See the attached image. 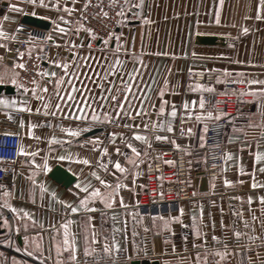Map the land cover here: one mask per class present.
Here are the masks:
<instances>
[{
    "label": "crops",
    "instance_id": "0c3cea01",
    "mask_svg": "<svg viewBox=\"0 0 264 264\" xmlns=\"http://www.w3.org/2000/svg\"><path fill=\"white\" fill-rule=\"evenodd\" d=\"M4 2L7 6L17 4L22 11L8 8L6 13L10 19H2L6 13L0 17V28L8 34L7 39H0V74L11 76L16 73L12 69L16 57L11 52L17 40H30L26 31L35 28L23 22L24 16L48 22L43 31L51 40H46L42 46L45 56L37 83L27 87L29 91L25 92V87L17 88L6 82L3 85L13 86L15 91L0 92V97L17 101L15 106L0 104V107L22 111L19 121L20 124L24 122L19 146L23 149L20 153L22 163L15 171L14 184L5 187L0 194V205L11 218V222L5 217L0 219V225H3L0 227V264H14V260L20 264H57L58 260L60 264H129L133 259H156L159 264H192L196 263L197 252L200 253V262L223 263L231 258L232 264H238L244 257L247 264L249 261L264 264V204L258 199L264 196V172L260 171L259 161L254 163L255 152L264 151V136H261L264 131V96L247 94L249 88L264 87L260 83L247 84L248 80L264 81L262 0H125L120 23L106 39L107 44L102 40L91 43V48L87 32L83 29L77 32L79 24L73 16L81 0H43L45 5L57 3L56 8L41 6L40 0L34 4L28 0ZM136 4L140 7H135ZM258 4H262L259 18ZM66 5L73 11H63ZM60 16L69 21L67 25L60 21L66 34L54 30L52 21ZM17 25H20L19 31ZM13 32L16 33L15 39L11 38ZM199 36H215L216 41L201 43ZM73 43L80 47L73 48ZM72 52L77 55L71 67L78 75L68 72L75 82L74 96L69 98L67 91L71 84L68 80L62 81V86L57 89L56 78L44 77L42 73L56 72L57 78L62 76L63 69L49 61L72 60ZM117 58L123 63L113 69L110 65L116 63ZM126 70L138 74L129 79ZM193 72L219 75L210 84L186 82L188 74ZM122 80L131 83L134 91L129 94L130 103L117 117L110 98L102 101L99 97L102 93L108 96L109 85H112L111 94L124 98ZM230 82L242 86L240 91L247 97L245 108L228 116L224 153H230L231 158L223 159L217 175L205 176L207 189L202 192L194 181L196 172L203 173L201 137L204 139L206 124L217 115L206 102L201 108L200 101L203 94L224 92V85ZM33 87L37 88L35 95L31 92ZM41 88L47 91H39ZM117 88L121 93H117ZM162 88L165 90L160 95ZM142 92L147 95H141ZM40 96L43 100L38 98ZM161 99L165 101L166 112L158 116ZM141 100L143 105L139 103ZM57 102L60 108L56 107ZM78 105L84 106L89 118H71L80 115ZM89 106L98 114L97 121L90 119ZM173 106L176 114L168 117L166 113ZM137 108L141 112L138 117L133 111ZM125 111L133 112V115L127 116ZM103 112L110 113V119H105ZM209 112L211 116L207 115ZM160 119L164 120L163 128L159 127ZM152 121H157L156 128L152 127ZM169 122L171 132L167 131ZM29 124L32 125L31 136L28 135ZM126 124L139 125V128L125 127ZM250 124L255 127H249ZM65 128L79 129L81 134L71 137L62 131ZM85 128L88 131H83ZM133 131L146 136V141H136L132 137ZM109 134H116L115 138H110ZM156 136H165L166 139L157 140ZM94 138H98V142H92ZM129 142L140 153V163L135 166L126 162V157L132 155L127 147ZM168 147L183 148L187 152L191 182L198 196L170 203L138 205L147 162L160 149ZM101 149L107 152L102 154ZM69 154L76 159H56L59 155ZM45 157L49 171L54 165H61L75 176V181L64 187L52 180L49 171L37 167L44 163ZM80 159H88L90 163L84 165L78 162ZM117 160L125 167L124 174L111 167ZM100 164L106 167H100ZM92 171L105 179L111 188L100 185L91 175ZM225 180L231 183L226 185ZM78 182L81 187L87 184L99 188L102 193L111 192L118 182L127 187H121L113 195L110 207L97 198L87 205L95 211L81 209L78 213H71L57 201L77 206L78 197L85 195L76 187ZM253 182L259 187L253 188ZM4 192H7L6 196ZM249 196L252 197L251 203L248 202ZM121 199L124 206H121ZM6 203L11 207H5ZM176 217L178 219H173ZM68 220L72 221L68 226L69 239L74 237L76 243L74 261L69 259L70 251L59 254L56 251V246H62L64 239V229L60 225ZM194 228L201 233L200 236L193 234ZM236 231L241 233L239 237L233 235ZM165 234L170 237L164 238ZM213 236L218 239L213 240ZM25 237L28 238V251L34 253L31 257L23 251ZM33 239L41 244L42 252L36 251ZM113 240L117 249L112 248ZM216 250L225 253L222 259L214 255Z\"/></svg>",
    "mask_w": 264,
    "mask_h": 264
},
{
    "label": "built area",
    "instance_id": "2783aa9c",
    "mask_svg": "<svg viewBox=\"0 0 264 264\" xmlns=\"http://www.w3.org/2000/svg\"><path fill=\"white\" fill-rule=\"evenodd\" d=\"M125 0H81L73 12L78 24L93 29L92 44L110 38L117 27L120 16L116 13L123 11ZM8 10L4 0H0V17ZM107 12L105 16L103 13ZM85 31V30H84ZM86 32V31H85ZM88 34V33H87ZM30 40L16 41L14 55L16 64L23 63L24 68L15 69L17 81L23 87H30L33 80H37L38 73L44 60L45 51L41 47L46 43L45 33L37 28L26 31ZM23 53V55H20ZM219 74L193 72L188 74L186 82L212 83ZM222 93L203 94L204 102L210 104L213 112L227 113L219 119L209 121L205 126L204 139L201 148L203 173L206 177L217 175L223 164L224 131L228 116L241 112L245 108L246 95H241L242 86L236 82L226 83ZM22 111L0 107V194L5 187L14 184V174L21 165L22 159L18 153L20 146L21 124L19 121ZM171 161V163H166ZM192 174L189 170L188 154L183 148H162L153 154L145 167L143 190L138 197V205L149 206L170 203L178 200H189L198 196L191 182ZM5 217L11 222L10 215L0 205V219ZM12 231V230H11ZM169 238V234L163 235ZM196 264V263H192ZM200 264H217L216 261H205ZM219 264H232L231 258ZM238 264H247L243 257Z\"/></svg>",
    "mask_w": 264,
    "mask_h": 264
},
{
    "label": "snow or ice",
    "instance_id": "6c2138e0",
    "mask_svg": "<svg viewBox=\"0 0 264 264\" xmlns=\"http://www.w3.org/2000/svg\"><path fill=\"white\" fill-rule=\"evenodd\" d=\"M36 2V0H28V3H32L34 4ZM87 2V0H86ZM40 3H41V6H44V7H51V8H56L57 7V3H51V4H48V5H45L43 3V0H40ZM262 4H264V0H262ZM262 4H258L257 5V16L259 18V13H260V10H261V7H262ZM129 7H131L129 5ZM135 7L139 8L140 7V4H136ZM8 8L11 9V10H14V11H22V9L17 5V4H13V3H9L8 4ZM63 11L65 12H71L73 11V9H70L67 5L64 7ZM105 16L107 15V12H104L103 13ZM123 14V11H120V12H117L116 15L117 16H120ZM3 20H9L10 17L9 15L6 13L3 17H2ZM60 21H63V23L65 25L69 24V21L67 19H65V17L63 16H60L58 17L56 20H53L52 23L53 25L55 26V31L58 32V33H65L66 34V28L61 26V23ZM117 24L120 23L119 20L116 21ZM80 29H83L85 30L87 33H88V36L90 38L93 37V29L88 27V28H85V25L83 23H80L77 27V32L80 30ZM20 30V25H17V31ZM112 33L109 32V36H111ZM8 38V34L3 30V28H0V39H7ZM11 38L12 39H15L16 38V33L13 32L11 33ZM44 40H51V37L50 36H45L43 37ZM103 43L107 44V41H103ZM42 47V46H41ZM72 47L73 48H78L80 47L79 45H76V44H72ZM89 47L91 48V40H89ZM116 51L118 52L119 49L117 48ZM20 55H23V53H20ZM77 53L76 52H72L71 53V56H72V60H69V61H61V60H50L49 63L50 64H54L56 65L57 67H61L63 69V75L62 76H59L57 78V73L56 72H43L42 75L44 77H48V76H51V77H54L56 78L55 79V85L57 87V89H59L61 86H62V81L64 80H68L69 83L71 84V89L67 91V96L69 98H73L74 96V92H75V82L72 81V78L70 76H68V72L71 71L72 74L74 76L78 75V73L75 71V68L74 67H71V65H74L75 64V57H76ZM2 59V58H0ZM85 61H87V57H84ZM123 62L120 61L118 58L116 60V63L110 65L113 69H115L117 67V65L119 64H122ZM17 67L19 68H24V64L21 62L19 64H16V63H13L12 64V69H16ZM127 71V76L129 77V79H134L135 75H137L138 73H133L131 70H126ZM18 75V73H15L13 72L11 76H6V75H3V74H0V84H3V83H11L13 84L14 86H16L17 88H21L23 87V85L19 84L17 79H16V76ZM33 85H35L37 82L35 80L32 81ZM121 83L123 84V89H122V95L124 98H120L119 95H112L111 94V90H112V85H109V95L108 96H104L103 93L101 94V96L99 97L100 100H108L110 98V101H111V105L113 106V111L116 113V116L119 117L121 111H124L125 110V106L126 104L130 103V101L128 100V97H129V94L130 92L134 91L132 89V85L131 83H129L128 81L126 80H122ZM167 82L165 81V84ZM241 83H243V81H241ZM257 83H260V84H264V81H255V80H248L247 81V84L248 85H253V84H257ZM98 88H100L101 86L100 85H97ZM147 87H151V85H147ZM197 87H200V85H197ZM165 89H161V93L160 95H162L163 91ZM24 91L25 92H28L29 89L28 88H24ZM39 91L41 92H45L47 91L46 88H41L39 89ZM117 93H121V89L120 88H117L116 89ZM209 91H211V89H209ZM31 92L33 95H35V93L37 92V88L36 87H33L31 89ZM59 94V93H58ZM245 93H241V95H244ZM247 94H250L252 95L253 97H255L257 94H259L260 96H264V87L262 88H259V89H252V88H249L248 89V93ZM60 95H63V94H60ZM141 95H144L146 96L147 94L146 93H141ZM39 99L43 100V97L40 96L38 97ZM82 99H85V97L82 96ZM17 103V101L15 100H7V99H4L3 97H0V104H5V105H8V104H11L13 106H15ZM139 103H141V105H143V101H139ZM204 106V101L203 99H201L200 101V107L202 108ZM21 107L23 108V104L21 105ZM44 107L47 108L48 107V104L45 103L44 104ZM56 107L57 108H60V103L57 102L56 104ZM90 107V106H89ZM185 107H187V104H185ZM78 108H79V111H80V115H74L73 117H71L72 119H76V120H79V119H82V118H89L87 113H85L84 111V106L82 105H78ZM101 108H103V105L101 104ZM25 110H29L30 109H25ZM90 111H91V116H90V119L92 121H97L99 119L98 117V114L96 113V111L94 109H91L90 107ZM133 111L135 112V115L138 117L141 115V112H140V109H133ZM166 112V109H165V101H163V99H161V103H160V107H159V110H158V116H163ZM176 114V108L175 106L172 107L171 111H167L166 115L168 117H173L175 116ZM191 114V113H189ZM66 115V114H65ZM125 115L127 116H132L133 115V112H127L125 111ZM208 116H211L212 113L209 112L207 113ZM221 115H228L227 113H223V112H218L217 114V119H219V117ZM103 116L105 119H110V113L108 112H103ZM197 118L199 119V115L197 116ZM23 121H21V127H23ZM152 127L153 128H156L157 127V121H152ZM125 127H135V128H139V125H125ZM159 127L160 128H163L164 127V120L163 119H160L159 120ZM249 127H255L254 125H249ZM31 128H32V125L29 124L28 126V135L31 136L32 135V132H31ZM144 128L147 129L148 128V124L145 123L144 125ZM62 131L68 133L69 136L71 137H78L80 136L81 134V130L79 129H72V128H65V129H62ZM83 131H88L87 128L83 129ZM167 131L168 132H171L172 131V127H171V123L169 122L168 123V126H167ZM189 131H191L189 129ZM110 135V138L114 139L115 138V135L116 134H109ZM261 136H264V131L261 132ZM132 137L136 140V141H146V136L144 135H141L138 131H133L132 132ZM55 139V138H53ZM155 139L157 140H165L166 137L165 136H156ZM201 139L203 140V136L201 137ZM92 142H98V138H94ZM49 143L51 144L52 143V139L49 140ZM173 145L175 146V142L173 141ZM127 147L130 149L132 155L131 156H127L126 157V162L130 165H138L140 163V160H139V157H140V153L138 151V149L133 146V144L131 142H129L127 144ZM102 154H105L107 152L106 149H101L100 150ZM116 151L119 153V149H116ZM18 153H23V149L22 147H19L18 146ZM31 155H35V153H31ZM231 158V154L228 153V152H225L224 153V156H223V159L225 161H227L228 159ZM56 159L58 161H62V160H66V159H76L75 157H72L71 154L65 156V155H59L56 157ZM256 161H259L260 162V171L261 172H264V151H256L255 154H254V163ZM78 162L84 164V165H87L90 163V161L88 159H80ZM166 163H171V161H166ZM100 167H106V165H103V164H100L99 165ZM37 167H42V170L44 172H48L49 171V168H48V164H47V157H45V161L42 165H37ZM112 168L118 170L121 174H124L126 172V169L125 167H123L121 165V163L117 160L115 163H113L111 165ZM91 175L99 181V184L104 186L106 189L107 188H111V185L103 178H101L99 175H97V172L96 171H92L91 172ZM135 176V173H133V177ZM33 184L36 183L35 180L32 181ZM224 183L227 185V184H230L231 181H228V180H225ZM42 187V190L43 189V185L41 186ZM76 187L80 189L81 192H84L85 195L83 197H78V203H77V206H73L72 204L66 202V201H60L58 200L57 202L58 203H61L65 206L66 209H70V212L71 213H78L81 211V209H84L85 211H95V209H89L87 208V205L90 201H94L95 199L99 198L100 201L102 203L105 204L106 207H110L111 204H112V197L114 194L118 193V190L121 188V187H127V185H122L121 183H117L115 185V188L112 189L111 192H108V191H105V192H101L99 188H94V187H91L90 185H84L83 187H81L80 183L78 182L76 184ZM252 187L253 188H256V187H259V185H257L255 182H253L252 184ZM90 189V190H89ZM4 195L6 196L7 195V192H4ZM258 199L260 200V202L262 204H264V196H260L258 197ZM248 202L251 203L252 202V197L249 196L248 197ZM121 206H124L123 205V200L121 199ZM5 207H11V205H8L7 203L5 204ZM13 211H15V209H13ZM181 212H183V209L180 210ZM25 216L28 215V213H24ZM91 217H89V221H91ZM173 219H178V217L176 218H173ZM253 219H255V217H253ZM5 224H7V221L4 222ZM72 221L71 220H68L66 223H62L60 225L61 228L64 229V239H63V242H62V246L61 245H57L56 246V251L57 253L59 254L61 251H70L71 252V255L69 256V259L70 260H75L76 258V243H75V238L73 237L72 239H69V232H68V226L69 224H71ZM221 225L223 226V221L221 222ZM3 225H0V227H2ZM245 226H247L245 224ZM193 234L195 236H200L201 233L199 231H197L195 228L193 229ZM234 236L236 237H239L241 235L240 232L236 231L233 233ZM213 240H216L218 239L216 236H213L212 237ZM4 243H7V241H3ZM93 243H95V237H93ZM27 243H28V238L25 237V248L23 249V251L26 252V254L31 257L34 255V253L32 251H28L27 249ZM33 244H34V247L36 249L37 252H42V249H41V244L40 243H37L35 241V239H33ZM193 247H196V245H193ZM227 247V246H225ZM112 248L113 249H117L118 248V245L116 244L115 240L112 241ZM21 249H17V251H20ZM105 251H108V248L107 246H105ZM214 255L220 257L221 259L224 257L225 253L223 251H220V250H216L214 252ZM196 256H197V260H196V264H200V253H196ZM37 259H39V256H37ZM205 260H206V256H205ZM14 264H20V262L18 261H15L14 260ZM57 264H60V261L58 260L57 261ZM217 264H219V261H217ZM249 264H251V261H249Z\"/></svg>",
    "mask_w": 264,
    "mask_h": 264
},
{
    "label": "water",
    "instance_id": "95a60500",
    "mask_svg": "<svg viewBox=\"0 0 264 264\" xmlns=\"http://www.w3.org/2000/svg\"><path fill=\"white\" fill-rule=\"evenodd\" d=\"M23 22L32 25L37 29L45 30L48 26V22L41 20L39 18L24 16ZM201 43L213 44L216 41L215 36H202L198 37ZM98 43V42H97ZM16 44L14 45V48ZM11 55H14V51L11 52ZM15 88L11 85L0 84V92L11 93L14 92ZM48 176L55 182L61 184L64 187H68L75 181V176L71 174L66 168L61 165H54L48 173ZM194 181L199 186L200 191H206L207 189V178L203 175L202 172H196ZM2 230H0L1 232ZM129 264H159L158 260H148V259H133Z\"/></svg>",
    "mask_w": 264,
    "mask_h": 264
}]
</instances>
